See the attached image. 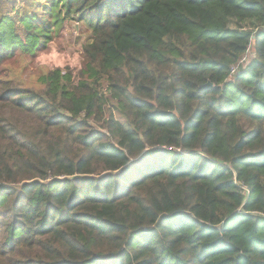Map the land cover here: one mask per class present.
Returning <instances> with one entry per match:
<instances>
[{
  "label": "trees",
  "instance_id": "1",
  "mask_svg": "<svg viewBox=\"0 0 264 264\" xmlns=\"http://www.w3.org/2000/svg\"><path fill=\"white\" fill-rule=\"evenodd\" d=\"M0 264H264V0H0Z\"/></svg>",
  "mask_w": 264,
  "mask_h": 264
},
{
  "label": "rangeland",
  "instance_id": "2",
  "mask_svg": "<svg viewBox=\"0 0 264 264\" xmlns=\"http://www.w3.org/2000/svg\"><path fill=\"white\" fill-rule=\"evenodd\" d=\"M89 39V30L82 24L67 21L47 49L39 54L33 64L23 71L18 66L12 72L15 79L26 85H36L40 70L68 67L74 72L80 69L82 46ZM249 57L246 56V59Z\"/></svg>",
  "mask_w": 264,
  "mask_h": 264
}]
</instances>
